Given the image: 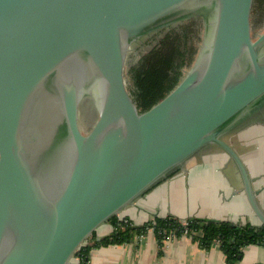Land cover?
<instances>
[{
	"label": "water",
	"instance_id": "95a60500",
	"mask_svg": "<svg viewBox=\"0 0 264 264\" xmlns=\"http://www.w3.org/2000/svg\"><path fill=\"white\" fill-rule=\"evenodd\" d=\"M194 22L180 82L140 112L127 75ZM264 126L256 0H0V264H70L110 219L204 155L236 168Z\"/></svg>",
	"mask_w": 264,
	"mask_h": 264
},
{
	"label": "crops",
	"instance_id": "0c3cea01",
	"mask_svg": "<svg viewBox=\"0 0 264 264\" xmlns=\"http://www.w3.org/2000/svg\"><path fill=\"white\" fill-rule=\"evenodd\" d=\"M257 201L264 212V126L250 133L238 147ZM173 217L181 221L200 218L261 227L251 210L234 165L226 155L207 154L196 164L160 183L119 215L136 226L152 219ZM113 231L107 224L95 232L96 239ZM240 264H264V247L242 248ZM88 264H228L218 244L209 249L187 236L172 237L159 245L151 231L141 239L89 251Z\"/></svg>",
	"mask_w": 264,
	"mask_h": 264
},
{
	"label": "trees",
	"instance_id": "16d2710c",
	"mask_svg": "<svg viewBox=\"0 0 264 264\" xmlns=\"http://www.w3.org/2000/svg\"><path fill=\"white\" fill-rule=\"evenodd\" d=\"M261 7L264 0H256ZM197 25L188 22L171 30L160 38L150 51L141 56L127 75L131 81L132 97L140 112H144L164 98L180 82L193 63L198 40ZM118 217L109 220L113 231L106 237L96 239L95 234L88 239L76 256L79 264H88L89 251L93 248L118 246L132 242L152 231L157 243L172 237L187 236L203 249L218 244L228 264H240L242 248L247 245L264 247V226L238 225L227 221H212L189 218L185 221L173 217H156L142 226H136L128 219Z\"/></svg>",
	"mask_w": 264,
	"mask_h": 264
},
{
	"label": "built area",
	"instance_id": "2783aa9c",
	"mask_svg": "<svg viewBox=\"0 0 264 264\" xmlns=\"http://www.w3.org/2000/svg\"><path fill=\"white\" fill-rule=\"evenodd\" d=\"M118 219H119L120 221L127 222V220H125L124 218H121V219H120V218L118 217ZM149 231H151V230H149ZM149 231H148V232H149ZM151 232H152V231H151ZM141 238H142V236H141V237H138V239H141ZM70 264H79V259H78L77 257H74Z\"/></svg>",
	"mask_w": 264,
	"mask_h": 264
},
{
	"label": "flooded vegetation",
	"instance_id": "af4514ba",
	"mask_svg": "<svg viewBox=\"0 0 264 264\" xmlns=\"http://www.w3.org/2000/svg\"><path fill=\"white\" fill-rule=\"evenodd\" d=\"M261 13L264 14V4L261 5ZM169 33V32H168Z\"/></svg>",
	"mask_w": 264,
	"mask_h": 264
}]
</instances>
